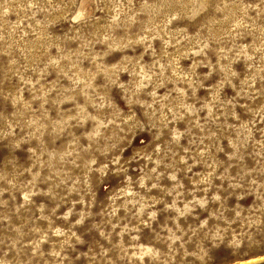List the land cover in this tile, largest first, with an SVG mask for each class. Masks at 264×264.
Returning <instances> with one entry per match:
<instances>
[{
	"label": "rangeland",
	"instance_id": "obj_1",
	"mask_svg": "<svg viewBox=\"0 0 264 264\" xmlns=\"http://www.w3.org/2000/svg\"><path fill=\"white\" fill-rule=\"evenodd\" d=\"M0 264H264V0H0Z\"/></svg>",
	"mask_w": 264,
	"mask_h": 264
}]
</instances>
